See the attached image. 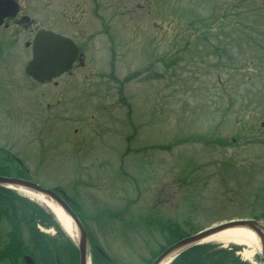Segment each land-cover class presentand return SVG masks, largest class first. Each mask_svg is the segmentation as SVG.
<instances>
[{"label": "rangeland", "instance_id": "1", "mask_svg": "<svg viewBox=\"0 0 264 264\" xmlns=\"http://www.w3.org/2000/svg\"><path fill=\"white\" fill-rule=\"evenodd\" d=\"M60 1L44 0L43 7L31 10V17L40 19L44 28L53 25L58 29L56 20L64 15L85 24L81 44L87 57L60 82L75 79V88L83 86L88 92L75 90L74 101L79 99L82 104L86 100L87 109L95 103L100 108L104 105L112 113L98 110L89 129L83 128L81 121H73L72 113L71 118L65 115L66 120L61 116L56 121L60 132L43 138L28 135L17 139L0 132V142L8 140L16 144L0 145L10 147L12 152L18 146L23 148L18 157L31 156L26 161L31 168L28 174L45 186H57L73 195L82 213L89 217L86 224L92 236L101 244V224L98 226L95 215L107 208L121 210L125 202L119 197L125 195L127 200L145 198L147 202L140 207L150 213L149 223L153 217H159L169 224L167 229L161 226L165 234L170 227L179 225L183 230L193 225L196 230L232 216L258 215L264 206V193L261 192L257 201L250 192L260 185L264 188V170L260 169L261 164L255 165L264 162V127L260 128L264 121V0H154V13H145L150 9L148 6L140 7L139 12L121 9L114 4L115 0H74L70 6L72 0ZM95 10L104 17V23L112 25L111 33L114 30L118 40L117 81L100 73L107 70L110 50L108 41L98 32L97 21L90 18ZM239 13L241 16H235ZM219 16L221 21L209 23L210 17ZM130 20L133 26L126 34L124 28ZM91 22L96 28L91 27ZM96 30L98 35L93 37ZM128 35L133 36L134 44L128 42ZM24 36H17L20 43L17 48L22 54L7 43L0 44V82L15 81L17 85L22 80L20 69L29 55L23 48L27 39ZM5 62L9 64L8 70L2 67ZM139 63L140 67L150 66L142 67L139 76L123 82L137 71ZM23 81L27 86L28 82ZM119 83H123V98L130 102V110L125 103L117 109L112 105L117 99L114 88ZM11 94L4 91V100L7 97L9 104L18 107L19 92ZM21 98L32 104L37 97L26 91L21 93ZM12 110L2 107L0 114ZM82 112L75 115L79 117ZM17 117L13 113L12 118ZM98 123L102 127H96ZM10 126V123L4 125ZM74 127L78 130L73 131ZM132 143L135 146L127 150V145ZM40 146L45 160L35 166L38 155L32 154ZM254 167L257 169L251 171ZM7 168L9 174H14L16 168ZM112 178H116L114 184L103 188V181L111 182ZM12 199L16 205H24L17 196L13 195ZM2 210L0 227L9 225L4 220L9 211L5 212L4 205ZM114 222L118 223L116 219ZM21 225L28 245V231L33 229L25 221ZM36 228L38 232L32 237L44 242L48 264H55L58 259L53 252L59 241L56 239L68 240V244L73 239L63 229L39 223ZM114 235L105 234L108 244H112L107 253L116 261L146 264L151 249L146 248L143 239L131 236L132 243H126L122 238L115 240ZM156 237L160 239L158 233ZM235 247L234 254L230 244L224 249L238 260L243 259L237 254L239 247ZM59 249L68 258L65 263L76 262L73 247L68 249L65 245ZM251 260V264H260L256 252ZM14 264L22 262L18 259Z\"/></svg>", "mask_w": 264, "mask_h": 264}, {"label": "water", "instance_id": "2", "mask_svg": "<svg viewBox=\"0 0 264 264\" xmlns=\"http://www.w3.org/2000/svg\"><path fill=\"white\" fill-rule=\"evenodd\" d=\"M77 53V48L68 39L61 37L60 35L54 34L50 31H40L38 32L33 40L32 44V59L26 65L25 71L27 74L31 75L33 78L43 82L44 80H49L52 77L59 75L60 73L67 70L75 55ZM0 184H10L14 186H22L34 190L35 192L44 194L60 204L64 210L71 216V218L77 223L80 238H79V251L81 264H84L85 260V250H86V234L83 227L79 223L76 215L68 207L65 201L52 190L43 188L31 181H27L21 178L15 177H4L0 176ZM232 227H245L254 231L261 241L262 257L264 262V229L263 226L258 224L256 221L252 220H233L227 223L218 225L216 227L202 231L196 235H192L166 249L152 264H157L164 256H166L171 251L185 247L192 244L206 235H209L215 231H219L225 228ZM24 260L27 264H33L29 256H25Z\"/></svg>", "mask_w": 264, "mask_h": 264}, {"label": "flooded vegetation", "instance_id": "3", "mask_svg": "<svg viewBox=\"0 0 264 264\" xmlns=\"http://www.w3.org/2000/svg\"><path fill=\"white\" fill-rule=\"evenodd\" d=\"M68 3L70 6L73 3ZM44 0H0V15H2L1 23H0V42H7V40L16 38V36H20L21 34L27 33L28 27L31 23H34L35 20L29 18V10H38ZM59 2H61L59 0ZM114 4L116 6H123L122 0H115ZM79 6V3H76ZM12 9H17V11L13 15H5V11H11ZM5 15V16H4ZM83 17V13L81 15ZM61 19V18H60ZM63 22L62 24L67 28V30H62L64 33L69 35L71 38L78 42H82V37L85 34V24L80 23L79 19H71V17H67L66 19H61ZM40 25V22L36 24L35 28L30 27L29 31L34 32V30ZM73 31L70 32V31ZM24 36V37H25ZM18 40V39H17ZM15 40V42L17 41ZM6 54V53H4ZM5 70L9 69V66L4 67ZM48 86L54 87L49 90V93H41L40 97L35 100L34 103L28 104L25 99L21 98V93L27 91L26 83L21 80L16 85L15 81L12 82H0V108H7L11 107L12 109L15 108L11 104L8 103V98L6 97L4 100V91L12 92V95L19 92L20 95V102H19V109L21 112L22 120H27L28 116H38V120L40 117H46L50 119L52 116H55L58 111V107L63 104V102L68 106L73 101V88L74 82L73 81H65V82H58L52 81L47 83ZM21 86V87H20ZM71 90V91H70ZM66 95H70L69 97H65ZM28 106H31V111L33 114L28 113ZM2 114V115H1ZM0 116L3 118V113ZM1 121V120H0ZM3 247L2 239L0 238V256ZM8 263L11 264V259H3L0 261V264Z\"/></svg>", "mask_w": 264, "mask_h": 264}, {"label": "bare ground", "instance_id": "4", "mask_svg": "<svg viewBox=\"0 0 264 264\" xmlns=\"http://www.w3.org/2000/svg\"><path fill=\"white\" fill-rule=\"evenodd\" d=\"M28 191L24 188L17 187L16 192L22 194L26 198L40 203L43 207L52 211L59 222L61 223L62 228L70 237L77 238V227L72 221L70 216L66 213L64 208L56 203L54 200L49 198L46 195L36 193L34 190ZM205 242L218 243L219 245L227 244H237L241 245L244 248L239 252L240 255L246 260H251L253 254L260 249V243L258 237L250 230L244 227H234L230 229H224L217 233L211 234L203 239ZM204 242V243H205ZM176 253V251L168 253L164 258H162L158 264H166Z\"/></svg>", "mask_w": 264, "mask_h": 264}, {"label": "trees", "instance_id": "5", "mask_svg": "<svg viewBox=\"0 0 264 264\" xmlns=\"http://www.w3.org/2000/svg\"><path fill=\"white\" fill-rule=\"evenodd\" d=\"M0 174L8 175L9 174L8 168L0 166ZM2 189H0V190H2ZM31 212L34 213V218L38 217V218L42 219L44 224H46V225H50V224L56 225L55 222L53 221L51 215L46 213L43 209H41L37 205H35V204L31 203V202L28 203V201H27L26 205H25V208H23L22 215L27 218L28 222H30L31 219L33 218V214ZM17 251L20 252L21 250L17 249ZM60 251L61 250L59 248H56V252H57L58 257L62 258V253H60Z\"/></svg>", "mask_w": 264, "mask_h": 264}]
</instances>
